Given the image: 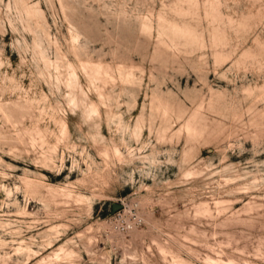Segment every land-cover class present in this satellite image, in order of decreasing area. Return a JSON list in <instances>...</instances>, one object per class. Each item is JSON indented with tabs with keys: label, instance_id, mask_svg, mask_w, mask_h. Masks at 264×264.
<instances>
[{
	"label": "rangeland",
	"instance_id": "rangeland-1",
	"mask_svg": "<svg viewBox=\"0 0 264 264\" xmlns=\"http://www.w3.org/2000/svg\"><path fill=\"white\" fill-rule=\"evenodd\" d=\"M219 1L211 18L204 0H0V264H49L41 259L61 246L73 254L55 264H171L157 243L189 264H207L206 256L264 264V0ZM177 8L195 17L201 44L174 47L158 36V15L179 22ZM90 60L112 67V80L78 71ZM68 64L78 69L74 88L65 87ZM131 69L133 83L119 80L118 70ZM40 92L68 124L65 142L48 132L40 142L36 127L55 128L27 100ZM81 98L97 102L101 118L88 119ZM162 103L169 111L160 117ZM140 112L137 143L116 123H133ZM192 112L209 127L201 123L207 130L194 144L182 134L157 138ZM89 131L105 141L94 143ZM111 140L120 158H103ZM189 171L196 173L183 175ZM26 179L84 199L52 200L45 187L27 191ZM203 200L209 217L194 214ZM221 200L228 204L218 214ZM21 241L35 254L16 253Z\"/></svg>",
	"mask_w": 264,
	"mask_h": 264
},
{
	"label": "bare ground",
	"instance_id": "bare-ground-1",
	"mask_svg": "<svg viewBox=\"0 0 264 264\" xmlns=\"http://www.w3.org/2000/svg\"><path fill=\"white\" fill-rule=\"evenodd\" d=\"M196 2V0H194ZM194 2V3H195ZM219 7H220V1L219 0H204V9H205V13L207 14L208 17H211L213 18V16L217 15V11L219 10ZM175 14L177 15V17L181 20L179 22L177 21H174V20H168L166 19L165 17H163L162 15H158L157 17V23H158V36L159 37H168L170 39V43L172 46L176 47L178 46L179 42L180 41H184L185 43H200L202 42V36H201V33H200V30H199V25L196 24V25H191L190 24V21L194 20L195 17L193 15H189L190 13L188 11H184L183 9L181 8H177L174 10ZM30 13V12H29ZM216 13V14H215ZM199 14V13H198ZM213 21L215 22V20L213 19ZM213 23V22H212ZM155 26V25H154ZM142 28L144 30L150 28V24L148 22H142ZM217 34V27L215 26L214 28H212L211 30V34L210 36L211 37H214V40L217 41L218 38L215 37V35ZM72 40V39H71ZM75 48V47H73ZM76 52H77V49H76ZM76 54V53H75ZM78 57V56H77ZM80 57V56H79ZM41 58V57H40ZM56 60V59H55ZM78 60V58H77ZM80 60V59H79ZM82 60V59H81ZM58 61V59H57ZM60 58H59V62H60ZM68 61V60H67ZM66 61V62H67ZM79 61H77V64H78ZM81 62V61H80ZM89 62V63H87ZM85 64H83L82 62V70H78V71H81V72H84L86 71L87 73L86 74H89L91 73V77L92 79L94 80H98L99 78H104V79H110L112 80L113 78V75H112V67L110 68L109 66H107L105 64V66L98 64L99 62L96 61L95 64H92L91 60L90 61H87ZM95 62V61H94ZM93 62V63H94ZM98 62V63H97ZM43 63L45 64V66H47L46 68H49V67H54L55 69L58 68V65L56 62H50L48 60H43ZM70 63V62H69ZM109 64V63H108ZM120 64V63H119ZM80 65V63H79ZM78 65V66H79ZM63 66H67V65H63ZM117 66V65H116ZM122 66V65H120ZM124 66V65H123ZM122 66V67H123ZM130 65L128 64V67ZM119 66H117L116 68H118ZM127 67V68H128ZM131 68H133V66L131 65L130 66ZM136 67V66H135ZM60 69L64 68V67H59ZM66 68V67H65ZM79 68V67H78ZM81 68V67H80ZM126 68V67H125ZM137 68V67H136ZM75 69L74 67L71 65V64H68V71H67V74H66V86L68 87H73L75 86V80H76V72H75ZM130 69V68H129ZM139 69V67H138ZM115 70V68H114ZM124 70V69H123ZM66 71V70H65ZM119 73V80L120 78L122 77L127 83H133V80L135 79L134 77V74L132 73V69L131 70H128L126 71L124 74H122L120 72V70H118ZM116 74V75H117ZM41 75V74H40ZM65 76V75H64ZM78 77V76H77ZM118 78V77H117ZM58 80H60L59 78H57ZM20 80V79H19ZM63 80V79H62ZM65 80V78H64ZM64 80H63V83H64ZM87 80V79H86ZM93 81V80H92ZM94 82V81H93ZM112 82V81H111ZM114 82V80H113ZM65 84V83H64ZM96 84V83H95ZM90 85H92L90 83ZM89 85V86H90ZM84 86V85H83ZM99 86V85H98ZM76 88V87H75ZM81 88V87H80ZM87 88V87H85ZM93 88H96V87H92ZM15 89V88H14ZM72 90V89H71ZM88 90V89H87ZM100 90V88H99ZM42 91V90H41ZM93 91H96L95 89ZM68 92V91H67ZM72 92V91H71ZM76 92V91H75ZM74 92V93H75ZM81 93V92H80ZM98 93V91H97ZM67 94V93H66ZM71 94V93H70ZM78 94V93H77ZM84 94V92H83ZM93 94V93H92ZM85 95V94H84ZM94 95V94H93ZM92 95V96H93ZM100 95V94H99ZM106 95V94H105ZM104 95V96H105ZM163 95V94H162ZM72 96V95H71ZM77 96V95H75ZM95 96V95H94ZM70 97V95H69ZM98 97V95H97ZM75 98V97H74ZM80 98V96H79ZM153 98V97H152ZM70 99V98H68ZM88 99V98H87ZM154 99H156L154 97ZM153 99V101H155ZM215 99V98H214ZM29 104L30 105H35L37 107V109L39 110V116L41 117H47L49 121L52 122L53 126L55 127L54 129H49V128H45L44 131H42L39 127H36L35 129H37L39 135V138H40V142L42 141L43 142V132H48L49 133V136L53 137L55 140H59V139H62L64 140V142L66 141L65 139L68 138V134H69V129H68V124L65 120L61 119L58 115V110L52 106L51 104H49L48 102V98L47 96L45 95V93L43 94L42 92L39 93V96L37 97H30L29 99H27ZM76 100H77V97H76ZM90 100V99H89ZM88 100V101H89ZM101 100V99H100ZM100 100H99V103H100ZM110 99L107 98V101H109ZM68 101V100H67ZM72 103H73V106L76 108V106L78 105L77 101L75 102L73 98H71L70 100ZM79 101V100H78ZM157 101V100H156ZM69 102V101H68ZM67 102V103H68ZM70 102V103H71ZM102 102V100H101ZM150 102V101H149ZM158 102V101H157ZM162 102V101H161ZM71 103V104H72ZM81 105H87V113H86V117L88 119H91L94 121V119H97L100 117V111H101V108L100 106L96 103H94L93 101H89L87 102V100L85 98H81L80 102H79ZM160 103V102H159ZM70 104V105H71ZM79 104V105H80ZM158 105V104H156ZM155 105V107H156ZM171 106V104H170ZM85 107V106H84ZM110 107V106H109ZM154 107V106H153ZM160 107V106H159ZM157 107V109L159 108ZM163 107L161 109V111L163 112L160 113L161 111L159 110V116L161 117L162 115L163 116H166L168 115V107L166 106V103L163 104L162 103V106ZM176 107V106H175ZM78 108V107H77ZM172 108V107H171ZM178 108V107H177ZM180 108V107H179ZM81 110V109H80ZM79 110V111H80ZM172 110V109H171ZM185 110V109H184ZM83 111V110H82ZM157 111V110H156ZM178 112H180L179 110H177ZM186 111V110H185ZM196 111V110H195ZM148 112V111H147ZM172 112V111H171ZM169 112V114L171 113ZM262 112V111H261ZM260 112V114H261ZM70 113V112H69ZM177 113V112H176ZM193 113V112H192ZM191 113V114H192ZM197 113L198 110H197ZM197 113H193L192 115H190L187 119L185 118L183 122H181L182 124H180L181 126L177 127L178 129L175 130L174 132H172L170 135H167V130H168V127H166L165 125L163 127H161L160 129H158L157 131V138L158 139H172L173 137H178L180 136L181 134L182 135H185L183 137L186 138V141H191V140H196V139H200V137L202 136V133H203V130H205V128L208 126L206 125V121H201L204 117H202V119H200V114L198 115ZM71 114V113H70ZM74 113H72L71 115H73ZM175 114V113H174ZM181 114V113H179ZM178 114V115H179ZM6 115V114H5ZM81 115V114H80ZM189 115V114H188ZM174 116V115H173ZM7 117V116H6ZM9 117V116H8ZM7 117V118H8ZM113 117L114 115L111 114L110 118L111 120H113ZM175 119L178 117L174 116ZM84 118V117H83ZM101 118V117H100ZM170 118V117H168ZM178 118H182V114H181V117H178ZM172 119V118H171ZM100 120V119H99ZM98 120V121H99ZM181 120V119H179ZM204 120V119H203ZM85 121V120H84ZM88 121V120H87ZM147 121V120H146ZM152 121V120H151ZM177 122V121H176ZM202 122L205 123V126L203 124H201ZM95 123V122H94ZM143 123H144V115H143V112H140V114L137 116V118L135 119V121L133 123H128L126 125H122L121 121L118 120L117 123H116V130L122 128V135L125 136L126 134L129 136L130 139L134 140L135 142H139L140 138H141V133H142V129H143ZM173 122L171 121L170 124H172ZM86 124V123H85ZM93 124V123H91ZM151 124V123H149ZM169 125V123H168ZM70 127V126H69ZM88 127V126H87ZM205 127V128H204ZM90 128V126H89ZM209 128V127H207ZM206 128V130H207ZM209 132V130L207 131ZM212 132V131H211ZM32 132L29 134V135H32ZM37 133V132H36ZM37 133V134H38ZM87 136L89 137L90 140H92L94 143H97L98 142H103L105 141V138L100 135V134H97V132H91L89 131ZM209 134H212V133H207V135ZM121 135L120 137V140L121 142H123L124 144L127 145V142H125V139L123 138V136ZM205 135V134H204ZM34 136V135H33ZM84 136V135H83ZM35 137V136H34ZM33 137V138H34ZM87 138V137H85ZM184 138V139H185ZM203 138V137H202ZM201 138V139H202ZM37 139V138H35ZM34 140V139H33ZM32 141V140H31ZM37 141V140H35ZM34 142V141H32ZM56 142V141H55ZM201 142V141H200ZM105 143V142H104ZM190 143H193L192 141ZM194 144V143H193ZM101 145V144H99ZM103 145V144H102ZM191 145V144H190ZM194 146V145H193ZM133 150V149H132ZM129 152V151H128ZM102 153V156H104L103 158H107L109 156H113V157H116V158H120L122 156V153L118 147V145L116 143H114L112 140L110 141L109 143V146L108 147H105L103 148V150L101 151ZM193 155V149L190 148L188 150H185L183 152V158L184 159H190ZM44 157V156H43ZM47 158H44V162L46 163ZM51 160V159H48V161ZM106 161V160H105ZM196 173V171H189V172H185L183 173L184 176H189V175H192ZM24 184H25V188L27 191H30L32 193H38L40 192V190L45 187L46 188V191H47V195L52 199H56L57 196H64L66 199H75V200H82L84 199L81 195H77L75 193H73V191H65V190H60L58 189L57 187H54V186H51V185H44L43 182H34V181H31L30 179H26L24 180ZM240 190V189H239ZM208 202V201H207ZM205 202V200L203 201H199L198 204L195 205L194 207V214L195 216H198V215H203V216H210L212 215V209L210 207V205ZM249 203V202H248ZM253 203V202H252ZM251 203V204H252ZM228 204V201H225V200H221V201H216L215 202V211L220 214L221 212H223L226 208V205ZM247 204V202H246ZM250 204V203H249ZM248 204V205H249ZM244 206L246 207V210L248 209H251L252 207L250 206ZM16 206V205H15ZM253 206V204H252ZM255 206V205H254ZM257 206V205H256ZM20 208V207H19ZM245 209V208H244ZM245 210V211H246ZM250 211H253V208L252 210ZM25 213H27L25 210H24ZM244 213V212H243ZM248 213V212H247ZM237 214V213H236ZM246 214V213H245ZM239 216V215H238ZM238 216H236L238 218ZM235 217V216H234ZM229 219V218H228ZM232 219V218H231ZM239 219H241L239 217ZM235 220V219H234ZM238 220V219H236ZM62 225H54V226H50L48 228L47 231H55V232H58L59 228L61 227ZM194 229V228H192ZM0 244H3V240L0 239ZM47 244H50V242H48ZM157 247L159 249V252L162 254V255H167V253H169V255L171 256V264H189V262L185 259H183L178 253H174V252H170L168 250H166V246H163L161 245L160 243H157ZM166 247V248H165ZM23 250H26L27 251V255H33L35 254V252L30 248V247H26L24 248L23 247V241H21L18 246L15 248V252L16 253H20L21 251ZM73 254V251L72 250H68V249H64L62 246L59 247L58 249H55L53 250L50 254L44 256L41 261H46V262H49V264H55L56 262H58L59 260L61 261V259H69ZM220 259V258H219ZM219 259H215V258H212V257H208L206 256L205 259L203 261H205L207 264H224L221 260ZM70 260V259H69ZM223 260V259H222ZM233 261V259H230ZM224 261V260H223ZM227 263H230V261H226ZM225 262V263H226ZM235 262V260H234ZM4 263V262H3ZM237 263V262H236ZM58 264V263H57ZM233 264V263H232ZM235 264V263H234Z\"/></svg>",
	"mask_w": 264,
	"mask_h": 264
}]
</instances>
